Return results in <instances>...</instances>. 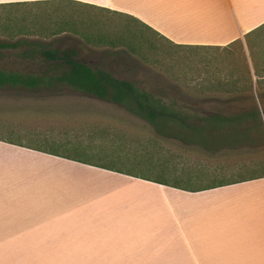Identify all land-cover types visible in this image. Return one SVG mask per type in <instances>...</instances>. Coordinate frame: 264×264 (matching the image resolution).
<instances>
[{"label":"rangeland","instance_id":"374dc122","mask_svg":"<svg viewBox=\"0 0 264 264\" xmlns=\"http://www.w3.org/2000/svg\"><path fill=\"white\" fill-rule=\"evenodd\" d=\"M91 1L108 5L114 3L116 6L119 3V0ZM39 11V21L35 20L30 28L32 34H21L10 39L6 37L7 34L1 33V27L0 41L25 37L58 50L71 48L75 51L73 57L92 69H104L151 92L164 88L171 98L182 105L222 110L241 105L254 106L259 113V126L252 128L248 140L240 143H185L157 134L146 121L121 105L66 86L26 88L23 85L4 84L0 86V140L20 143L43 152H56L90 166L126 172L118 179L119 185L104 182L106 185H103V189L111 188L113 184L119 192L132 194L137 199L142 193L158 191L152 184L140 180L142 177L149 181L160 180L186 189H197L264 172V120L261 112L264 106V80H259L262 82L258 84L260 89L257 91L252 57L239 29V40L228 46L220 45L218 49L174 46L164 38L144 34L142 38L148 37L149 41L144 42L145 45L143 43L142 49L145 48V51L140 58L121 50L90 46L69 31L45 37L41 25L53 27L54 18L46 15L54 13L55 8L44 5ZM25 23L31 24V21L27 19ZM162 26L165 27V24ZM174 27L181 28V24ZM252 45L256 67L262 74L264 56L259 52L264 47V40L254 39ZM20 50L21 47L0 49V69L21 73H35L43 69L38 60L19 57L17 53ZM243 68L248 71V82L237 79L235 83L242 85L243 91L230 93L221 89H202L205 85H213L215 77L223 82L239 78ZM90 173L86 172L85 175L89 177ZM76 175L82 176L80 173ZM92 191L94 194L86 198H94L95 188ZM77 200H80L78 195L69 201L76 204ZM65 224L72 225L74 221L71 219V223L65 221ZM76 251L80 249L0 247V264H130L124 263V258L112 250H108L107 255L102 254L103 257L95 249L86 257L80 253L77 255ZM70 254L74 255L75 260L69 263ZM120 260L122 263L118 262Z\"/></svg>","mask_w":264,"mask_h":264},{"label":"crops","instance_id":"0c3cea01","mask_svg":"<svg viewBox=\"0 0 264 264\" xmlns=\"http://www.w3.org/2000/svg\"><path fill=\"white\" fill-rule=\"evenodd\" d=\"M79 1L132 15L177 44H228L264 22V0ZM43 151L0 140V247L112 250L130 264H264V177L197 191L140 179L158 191L137 199L113 186L125 174Z\"/></svg>","mask_w":264,"mask_h":264},{"label":"trees","instance_id":"16d2710c","mask_svg":"<svg viewBox=\"0 0 264 264\" xmlns=\"http://www.w3.org/2000/svg\"><path fill=\"white\" fill-rule=\"evenodd\" d=\"M44 5L55 8L54 13L46 15V17L54 18L53 27L41 25V30L45 37L69 31L77 34L84 43L90 46L121 50L130 56L140 58L141 53L145 51V48L144 50L142 49L143 43L146 41L148 43L149 41L148 37L146 39L142 38L144 34L159 36L170 42L171 45L179 47L193 49H218L220 47L217 45L173 43L132 15L79 0L0 2V28L2 27L3 31L1 33L7 34L6 37L8 36L9 38H15L13 36L21 34L24 36L32 34L31 25L34 26L35 20L39 19V10ZM27 19L31 21V24L25 23ZM254 39L257 41L264 40V22L244 34V40L253 61V72L256 78L255 89L259 91L260 86L258 84L262 82L259 80H264V69L261 70L262 74H260L256 67V61L254 60L256 56L253 54L252 45ZM17 47H21V50L17 53L19 57L38 60L43 69L35 73H21L0 69V86L4 84L23 85L26 88L66 86L91 97L121 105L128 112L146 121L157 134L174 137L185 143L206 144L217 141L240 143L248 140L249 131L252 128L259 126V113L254 106L241 105L222 110L182 105L174 98H171L164 88L151 92L137 86L134 82L117 78L104 69H92L84 62L74 58L75 51L71 48L58 50L46 46L37 40L25 37H19L13 41H0V49H14ZM259 53L264 56V47ZM247 74V69L243 68L238 75L239 78L237 77L231 82L219 81L215 77L214 81H216L213 85L208 84V87L205 85L202 89L208 91L221 89L230 93L241 92L244 88L242 85L238 86L235 83L238 80L247 83ZM261 112L264 120V106ZM46 153L61 156L52 151ZM61 157L74 160L68 156L62 155ZM74 161L85 164L84 161ZM102 168L126 174V172L109 167ZM259 177H264V172L257 176L236 181L219 182L197 189H186L160 180L153 181L182 190L197 191ZM142 179L148 180L143 177Z\"/></svg>","mask_w":264,"mask_h":264},{"label":"bare ground","instance_id":"6f19581e","mask_svg":"<svg viewBox=\"0 0 264 264\" xmlns=\"http://www.w3.org/2000/svg\"><path fill=\"white\" fill-rule=\"evenodd\" d=\"M242 32V31H241Z\"/></svg>","mask_w":264,"mask_h":264}]
</instances>
